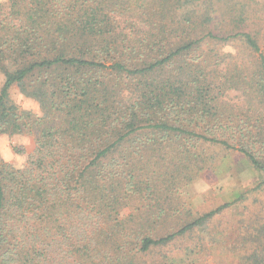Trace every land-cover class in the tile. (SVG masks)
I'll return each instance as SVG.
<instances>
[{
	"label": "trees",
	"instance_id": "trees-1",
	"mask_svg": "<svg viewBox=\"0 0 264 264\" xmlns=\"http://www.w3.org/2000/svg\"><path fill=\"white\" fill-rule=\"evenodd\" d=\"M186 2L0 3V135L33 141L23 166L0 160V264H135L226 207L152 236V167H210L207 146L264 178V54L249 33L196 35Z\"/></svg>",
	"mask_w": 264,
	"mask_h": 264
},
{
	"label": "rangeland",
	"instance_id": "rangeland-1",
	"mask_svg": "<svg viewBox=\"0 0 264 264\" xmlns=\"http://www.w3.org/2000/svg\"><path fill=\"white\" fill-rule=\"evenodd\" d=\"M187 1L181 11L189 13L196 22V35L207 33L204 32L207 29L220 37L249 33L264 54V0ZM5 2L0 0V3ZM206 18L209 20L202 25L201 21ZM140 20L133 19V22ZM123 22L125 19L122 18L117 21ZM202 44V49L213 47L216 51L222 46L223 52L234 55L235 50L240 49L234 42L223 45L206 39ZM3 81L0 72V89ZM10 98L22 109L40 113L38 103L22 97L16 86L11 88ZM0 138L3 140L0 151L7 149L13 155H20L17 152L22 151L20 156L24 158L33 146L29 136L3 134ZM21 139L28 141L26 146L19 143ZM205 154L212 158L210 167H185L186 171L152 167L162 177L156 181L158 193L150 203H158L164 210L163 214L153 212L152 236L173 233L223 205L226 207L166 245L136 254L135 264H264L262 173L253 169L239 154L218 146L205 147ZM7 163L15 165L14 161ZM190 177L194 179L188 181ZM129 213L130 210L125 209L122 215Z\"/></svg>",
	"mask_w": 264,
	"mask_h": 264
},
{
	"label": "clouds",
	"instance_id": "clouds-1",
	"mask_svg": "<svg viewBox=\"0 0 264 264\" xmlns=\"http://www.w3.org/2000/svg\"><path fill=\"white\" fill-rule=\"evenodd\" d=\"M0 143H3L2 138H0ZM19 143L23 146H26L28 141L25 139H21ZM0 160H3L6 163L14 161L17 167L23 166V164L25 163V158L23 156L13 155L7 149L0 151Z\"/></svg>",
	"mask_w": 264,
	"mask_h": 264
}]
</instances>
